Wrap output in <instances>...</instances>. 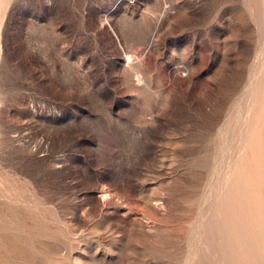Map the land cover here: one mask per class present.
I'll use <instances>...</instances> for the list:
<instances>
[{
	"label": "rangeland",
	"instance_id": "rangeland-1",
	"mask_svg": "<svg viewBox=\"0 0 264 264\" xmlns=\"http://www.w3.org/2000/svg\"><path fill=\"white\" fill-rule=\"evenodd\" d=\"M263 47L264 0H0V264H194Z\"/></svg>",
	"mask_w": 264,
	"mask_h": 264
},
{
	"label": "bare ground",
	"instance_id": "bare-ground-1",
	"mask_svg": "<svg viewBox=\"0 0 264 264\" xmlns=\"http://www.w3.org/2000/svg\"><path fill=\"white\" fill-rule=\"evenodd\" d=\"M249 84L255 86L247 114L243 153L237 158L228 156L224 167H220L224 175L217 186L220 196L213 202L209 219L201 225L194 264H203L212 255L216 230L222 233V246L218 251L222 264H264V71L249 80ZM253 156L258 160L255 165L261 172L254 178L251 173L254 162H243L244 158ZM201 243L207 244V252H201Z\"/></svg>",
	"mask_w": 264,
	"mask_h": 264
},
{
	"label": "built area",
	"instance_id": "built-area-1",
	"mask_svg": "<svg viewBox=\"0 0 264 264\" xmlns=\"http://www.w3.org/2000/svg\"><path fill=\"white\" fill-rule=\"evenodd\" d=\"M183 74H185V73H183Z\"/></svg>",
	"mask_w": 264,
	"mask_h": 264
}]
</instances>
